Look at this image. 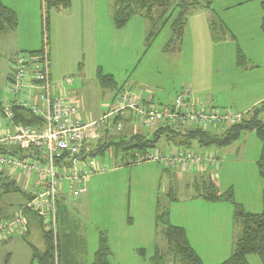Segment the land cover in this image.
<instances>
[{"label":"rangeland","instance_id":"obj_1","mask_svg":"<svg viewBox=\"0 0 264 264\" xmlns=\"http://www.w3.org/2000/svg\"><path fill=\"white\" fill-rule=\"evenodd\" d=\"M179 1L172 0L171 3L175 5ZM218 1L213 8L220 12L223 6L235 5L219 15V19L235 40L228 37L225 41L214 43L207 24L198 17L190 20L186 36L179 46H174L169 52L163 51L171 37L168 26L154 37L150 45L144 41L141 31L140 35L138 34L135 24L128 30L126 28L123 34L118 36L115 34V37L112 35L113 49L107 50L106 47V51H103V47L97 58L104 67L103 74L113 73L117 83L114 88L102 90L96 83L91 82V79L94 80L95 69L91 70V74L88 72L87 79L91 85L84 89V93L80 91V95H74L82 104L83 115L95 116L105 112V107L118 91V86L125 81L136 93L140 95L145 93L148 97H153L154 108L164 109L185 89L186 80L193 79L199 85L201 81L218 84L220 79L216 78L213 69L210 68L217 65L223 67L225 84L231 86L230 93H233V96H239L234 87L239 86L243 89L253 83L258 86V94L264 93V87L260 85L264 81V33L260 30L263 16L262 0ZM23 7L26 13L20 34H28L30 37L39 28L38 43L39 49L42 50L48 43V29L44 16L45 0H29L23 6L17 7L20 16ZM35 11L38 16L34 15ZM216 31L217 34H221L220 29L217 28ZM237 45L245 57L249 56L257 66L258 71L252 74L253 79H244L246 74L240 76L234 74ZM51 51V55L48 53L50 71L57 74L59 64L65 65L66 72L74 69L75 71L61 75L59 81L70 78L77 89L80 83L76 72L77 62L67 55L68 49H64V53L60 54L54 50L52 44ZM18 54L32 53L19 52L16 55ZM86 69L89 71L88 65ZM73 84L68 87H72ZM8 97L9 95L5 94V98ZM125 127L122 131L114 130L110 134L117 136L114 139L122 135L127 136ZM150 129L154 131L153 128ZM223 130L224 127H217L214 132L221 135ZM249 133L251 132H242L235 143L226 147L213 146L200 152L225 150L226 157L221 158V166L214 172L219 176V180L215 182L216 188L218 192L231 188L234 201L241 206L243 204L242 208L252 213L263 210V182L258 172L261 142L255 136H248ZM168 146L167 148H170L173 145ZM156 149L160 152L168 150L162 149V142L156 144ZM120 157V153L115 152L113 157L107 156V153L98 157V160L106 163L108 171L89 179L86 185L87 193L77 198L71 197L65 183H59L56 197L55 238L57 237L58 250L55 251V264H93L102 233L105 234L110 246L109 264H148L139 258L133 249H144L145 258H149L153 255L155 247L164 254L165 264H180L171 253H168L165 239L158 230L155 231L156 206L159 202L158 207L168 211L171 225L180 224L179 218L186 209H189L191 214L197 207L186 201L190 196L197 195V188L191 187L193 172L172 170L158 163L115 168L114 165ZM169 194H174L180 202L168 200ZM23 200L24 198L18 194L0 197V220L5 217L3 206L13 211ZM148 229L151 235L146 238L145 232ZM16 241L13 242L15 244H0V264H31L29 245L27 246L20 238ZM31 242L41 248L39 238L32 239ZM248 259L249 264H264L256 255H250ZM32 264L38 262L33 261Z\"/></svg>","mask_w":264,"mask_h":264},{"label":"built area","instance_id":"obj_2","mask_svg":"<svg viewBox=\"0 0 264 264\" xmlns=\"http://www.w3.org/2000/svg\"><path fill=\"white\" fill-rule=\"evenodd\" d=\"M10 69L9 97L2 104L1 113L12 131L0 134V168L35 173L42 186L12 218L0 221V244L14 236L26 235V212L35 214L44 230L52 232L55 239L59 183H65L71 197L77 198L86 193L89 179L109 169L105 162L92 156L104 131L108 134L114 130L122 131L132 118L154 130L164 126L176 130H213L245 120L241 113L194 99L186 88L171 105L156 109L153 101L143 100L130 84L125 83L105 107L106 113L97 120L86 122L82 118L80 100L65 93V87L73 84L72 79L57 82L51 79L47 43L38 53L16 55ZM13 107L28 110L41 119V124L27 127L15 123ZM170 148L164 152L157 149L122 152L114 166L158 163L182 171L204 172L213 168L214 175L220 164L218 157L193 148ZM13 150L32 151V157H19L10 153ZM107 156L113 157L114 152H108Z\"/></svg>","mask_w":264,"mask_h":264},{"label":"crops","instance_id":"obj_3","mask_svg":"<svg viewBox=\"0 0 264 264\" xmlns=\"http://www.w3.org/2000/svg\"><path fill=\"white\" fill-rule=\"evenodd\" d=\"M0 2L15 12L17 16V21H18V24L14 30L0 35V61H1V67H0V134H2V133H8L12 131L8 125V121L4 118V116L1 113V106L5 102V99H6L5 94L6 96L7 94L9 95L8 87H9V77H10V71H11L10 64L14 56L17 53L19 52L38 53L40 49H39V43H38L39 28L36 29V32L33 33L30 37L28 34H25V35L20 34L21 26L24 24L23 19L25 17L26 11H25V8L23 7V13H22V16H20V12L17 7L23 6L26 2H29V0H0ZM218 2H219L218 0H215L212 3L211 9H205V8L193 9L187 17L184 36H186L187 34V29L189 28L190 20L194 17L195 18L198 17L200 20H202V22L207 24V27L209 28L211 40L214 43L221 42L222 40L225 41L226 39H228L229 36L226 35L220 38L218 41L214 40V38L212 37L211 31H210V20L212 19L213 13H215L219 17V15H221L220 13L228 11L229 9L235 7V5L234 6H231V5L223 6L220 12L213 8L215 4H217ZM37 14L38 13L35 11L34 15H37ZM48 14H49L48 21H47L48 53L51 55V52H52L51 45L52 44L54 46V50L59 51L60 54L64 53V49H68L67 55L71 59H73L75 62H77V65H78L76 72L78 73L77 75H78V78L80 79L79 86L77 87V89L76 87L74 88V84L70 88L68 86L65 87V93L67 95H70L71 97H75L74 95H77V94L80 95V91L83 92L84 89H87L88 86L91 85L90 83H88L87 74L88 72H90L91 74L92 69H95V72L93 74L94 80L91 79V82H93V84L96 83L102 90L114 88L115 83H117V81L115 80L114 74L111 72H107L104 75H109L112 77L114 81V86L105 87L100 83L98 79V72L100 71L101 73H103L104 67L102 64H100L97 58L100 56L101 54L100 52L103 47H104L103 51H106V47H108L107 50L113 49L111 46L112 35L115 37V34L116 36H118V34H123L126 28L128 30V28L132 24H135L138 34L140 35V31H141L144 41L146 42L147 35L150 31V27L147 21L141 16L132 17L129 20V22L126 24V26H124V28L116 29L114 26L113 20H112V2L110 0H69V6L67 8H62V7L51 8ZM168 29L170 30V28ZM100 33L102 36H100ZM170 34L172 35L171 30H170ZM35 36H36V40H35ZM163 51L169 52L171 50L166 51L164 47ZM53 56L55 60V52ZM245 58L247 61V65L245 67H238L237 62H236V54H235L234 74H236L237 76H240V74H246L244 76V79H253L252 74L258 71V69H256L257 66L252 62L249 56L246 55ZM87 65H88L89 71H87L86 69ZM210 68L213 69V72L216 78L218 80L220 79L219 80L220 82L218 84L216 83L207 84L206 82L201 81L199 85L193 79L185 81V85L187 86V87L185 86V88L190 91L191 96L194 99L202 101L204 103H207L213 107L220 108V109L231 108L237 111L238 113L243 114L245 116V119L249 117V115L253 112L254 109L260 107L261 105H264V93L260 92L258 94L257 92L258 86L256 83H253L252 85L245 87L243 89L239 86H237L236 88L234 87L233 89H235V92L237 93V95H239L238 97H235L233 96V93H230L231 86L230 85L227 86L225 84V81H224L225 74H224V70H222L223 67L220 65H217V66L210 67ZM71 71H75V70L69 69L66 72L65 65L61 66L59 64L58 69H57V74L55 72L50 71L51 79L55 81H59L61 75H65L66 73L71 72ZM125 82L118 86V90L122 87V85L125 84ZM260 85L261 87H264V81H262ZM114 96L115 95L111 97V100L114 98ZM140 96H142L143 100L145 99V101L146 100L153 101L154 99L153 97L152 98L148 97L145 93L143 94L141 93ZM105 113L106 112L103 111L101 114H98L95 116L93 115L88 116V115H83V112H82V118L84 121L90 122V121H94V120L101 118ZM127 117H128V114H127ZM260 118L264 119V113L260 114ZM133 122H134L133 118L130 121L126 122L125 129L127 128V134H128V135L126 134L127 136L139 135L141 137H144L150 140L155 138L156 130L151 131L149 127L140 126L138 122H135L136 124ZM245 132H251L249 133L250 135L248 136L257 137L255 131H245ZM104 133L106 132L104 131ZM107 135H111V134L107 133ZM243 136H246V135H243ZM156 139H157V143L162 142L163 150L169 149L167 148L169 147L168 145L172 144L171 142L167 141V138L164 135H158ZM233 143H235V141L232 142L231 144ZM196 150L200 151L198 148H196ZM203 150L205 151V149ZM110 151L108 150L106 153ZM206 154H211V155L218 157V159L220 160V164L217 167V169H219L221 166V163H222L221 158L226 157V152L224 149L210 150V151H207ZM216 170H214V172ZM191 172H193L192 174L193 183H191V187L194 186L197 180H200L206 175L209 176L211 174L214 182L219 180V176L216 174L217 172L214 175H212L213 168H210L204 172H199V171H191ZM7 183H13L17 188H19L23 194H18V195L22 197L24 196L23 197L24 200L21 201L19 205L17 206V208L13 211L3 206V211L5 215L3 220L12 218L13 215L17 213L19 208L27 201L25 199V195L33 196L35 193H37L41 189V186H42L41 182L38 180L37 175L35 173L26 174V173H22L18 171H11L5 167H1L0 168V192H2L4 189L2 185L7 184ZM216 183H215V186H216ZM86 193H87V190H86ZM7 195H10V194H6L4 196H7ZM167 197H168V200H170L171 202H177V203L180 202L174 196V194H169L167 195ZM186 201L191 202V205H194V207L195 206L197 207L193 211H191V214L188 211L189 209H186L183 215L179 218L180 224H176L173 226L181 227L185 230L190 247L198 255V257L201 259L203 264L222 263L223 261H225L232 255L234 251L235 241L237 240L240 234V230H241L239 221L236 220L234 216V209L232 205L229 203L207 202L204 199L197 197L196 194L193 196H190V198H187ZM157 205L159 206V202H157ZM158 206H156V213H157ZM182 206H185V205H182ZM257 213H260V212L259 211L252 212V214H257ZM155 228H156L155 231L156 230H158V232L160 231L159 228L156 227V222H155ZM56 229H57V218H56ZM159 234L162 236L160 232ZM145 235H146V238L147 236L151 235V233H149V229L146 230ZM24 236H14L10 240L4 242L3 245L8 244V243L15 244L13 242H17L16 239L18 238L24 241ZM27 238L28 240H30V242L32 241V239L39 238L41 242V247L43 248L41 238L37 234H35V231H31L28 234ZM139 247H142V246H139ZM139 250H143L145 252V250L141 248L133 249V251L136 253V255L139 258H142L143 261L149 264V261H147V259L151 258L153 255L150 256L149 258L141 257L138 254ZM30 252H31V262H32L31 249H30ZM249 257L250 256L247 257L248 262H249V259H248Z\"/></svg>","mask_w":264,"mask_h":264},{"label":"trees","instance_id":"obj_4","mask_svg":"<svg viewBox=\"0 0 264 264\" xmlns=\"http://www.w3.org/2000/svg\"><path fill=\"white\" fill-rule=\"evenodd\" d=\"M112 2V20L116 29H122L129 20L134 16L143 17L150 31L147 35L146 42L151 44L154 37L158 33L169 26L171 30V38L165 50H172L174 46L181 43L187 17L189 13L196 8L211 9L212 3L215 0H180L173 5L172 0H110ZM69 0H45V22L47 24V13L51 8H67ZM262 19L260 22V30L264 33V0L261 2ZM18 24L15 12L3 5L0 2V35L8 33L16 28ZM47 27V25H46ZM217 28L221 34H217ZM210 31L215 41H218L223 36L228 35L233 40L235 37L229 32L226 25L213 13L210 20ZM148 47V46H147ZM236 62L238 67L247 65L246 58L240 48L237 46ZM98 79L105 87L114 86V81L111 76L104 75L98 72ZM12 113L14 122L27 127H35L41 124V119L34 117L28 110L21 107H13ZM264 113V105L253 110L248 119L241 123L225 127L221 135L215 134L213 130L188 129L176 130L170 126L160 127L155 132L154 139H146L139 135L130 136H115L107 135V132L102 135V139L94 148L92 156L102 157L112 149L113 152L122 153L129 151H146L148 149H156L157 136L164 135L168 142H171L175 147L195 149L194 144L200 150L210 148L211 146H228L236 141L240 134L245 131H255L258 139L261 142V153L258 162V172L263 182L262 202L263 210L260 213L252 214L246 212L240 204L234 201L232 189L218 192L215 182L211 176H205L197 180L194 187L197 188V197L211 203H229L233 206L234 216L239 221L241 230L235 241L234 251L232 255L220 264H249L247 257L256 255L264 263V119L260 118V114ZM213 131V132H212ZM175 137V138H173ZM19 157H32V151L28 153L13 150L10 152ZM3 191L0 192V197L6 194H23L13 183L3 184ZM202 189V191H199ZM24 197V196H23ZM27 201L32 199V196L25 195ZM27 222V233L24 236V241L29 245L32 251V262L37 261L38 264H55V251L58 250L57 237L54 239L53 233L44 230L41 220L30 212L25 213ZM156 227L162 234L168 245V253L172 254L180 264H203L198 255L190 247L185 230L181 227L173 226L169 222L167 210H161L159 207L156 213ZM35 231L42 241L43 248L36 247L30 240L28 234ZM57 236V235H56ZM56 244V245H55ZM111 252L109 244L104 233L100 234L98 250L94 254L93 264H109V256ZM138 254L145 257V252L139 250ZM149 264H165L164 254L155 248L154 254L148 259ZM31 262V264H32Z\"/></svg>","mask_w":264,"mask_h":264}]
</instances>
